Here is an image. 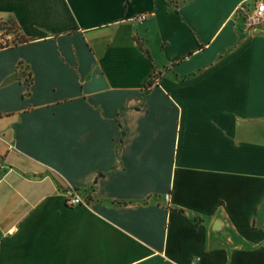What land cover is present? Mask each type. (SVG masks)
<instances>
[{"label":"crops","instance_id":"obj_1","mask_svg":"<svg viewBox=\"0 0 264 264\" xmlns=\"http://www.w3.org/2000/svg\"><path fill=\"white\" fill-rule=\"evenodd\" d=\"M255 1L0 0V264H264Z\"/></svg>","mask_w":264,"mask_h":264},{"label":"built area","instance_id":"obj_2","mask_svg":"<svg viewBox=\"0 0 264 264\" xmlns=\"http://www.w3.org/2000/svg\"><path fill=\"white\" fill-rule=\"evenodd\" d=\"M237 13L244 20L245 28L247 32H255L257 31L264 22V1L256 0L253 4L242 3L237 8ZM146 18L145 15H141L139 20H144ZM12 147V146H11ZM5 165V158L0 154V172ZM67 203L68 205L74 206L78 204L85 203V200L81 197L75 189L67 190ZM165 199L167 201L170 200V195L166 194Z\"/></svg>","mask_w":264,"mask_h":264},{"label":"trees","instance_id":"obj_3","mask_svg":"<svg viewBox=\"0 0 264 264\" xmlns=\"http://www.w3.org/2000/svg\"><path fill=\"white\" fill-rule=\"evenodd\" d=\"M11 23V26L8 27L6 25H8V23ZM0 26L1 28H6L7 30H10L12 29L13 27L15 26H18L19 30H20V26L19 24L17 23V21L12 18V19H9L8 21L4 20V19H0ZM21 32V31H20ZM30 39L27 38L25 35H23L22 33L17 37L15 38V40H13V44H10V41L6 39V42L3 43L2 39H1V36H0V48H6V47H14V46H17L19 44H22V43H26L28 42ZM141 48L143 49V47L141 46ZM156 78L157 76L153 77L147 84V88L151 87L155 81H156ZM26 80L29 82V85H30V80H31V74L29 73Z\"/></svg>","mask_w":264,"mask_h":264},{"label":"rangeland","instance_id":"obj_4","mask_svg":"<svg viewBox=\"0 0 264 264\" xmlns=\"http://www.w3.org/2000/svg\"><path fill=\"white\" fill-rule=\"evenodd\" d=\"M237 16L240 17V15L238 13H237ZM12 18L13 17H8V18H5L4 20L8 21L9 19H12ZM6 26L10 27L11 23L9 22L8 25H6ZM20 34H21V32H20L18 26H15L10 30H7L6 28H1V26H0V36H1L3 43H5L6 39H7L10 41V44H13L12 41L15 40V38H17Z\"/></svg>","mask_w":264,"mask_h":264}]
</instances>
